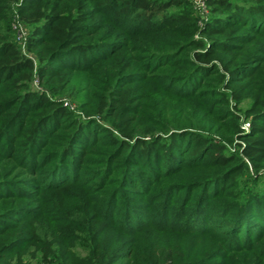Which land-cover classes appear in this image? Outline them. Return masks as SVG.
<instances>
[{
  "label": "trees",
  "instance_id": "1",
  "mask_svg": "<svg viewBox=\"0 0 264 264\" xmlns=\"http://www.w3.org/2000/svg\"><path fill=\"white\" fill-rule=\"evenodd\" d=\"M12 1L0 264H264V0H21L24 50Z\"/></svg>",
  "mask_w": 264,
  "mask_h": 264
},
{
  "label": "rangeland",
  "instance_id": "2",
  "mask_svg": "<svg viewBox=\"0 0 264 264\" xmlns=\"http://www.w3.org/2000/svg\"><path fill=\"white\" fill-rule=\"evenodd\" d=\"M191 7L192 11L194 12L195 16L197 17V25H198V29L201 28L206 21L208 20V15H209V9L207 8V11L203 14H201L198 9L195 7V5L193 3H191L188 0H185ZM21 0L18 1H12L9 3L10 5V11H9V18H8V28L10 33L12 34L13 40L20 45L21 49L24 50V38H25V33H26V28L23 26L20 17L18 15V7L20 6ZM199 31V30H198ZM200 32V31H199ZM196 33L194 35V39H200L201 36L200 34ZM35 85V84H34ZM38 89L35 86V90ZM65 106L68 107V109H70L72 112H74L75 114H79V111H77V107H76V102L70 99H67ZM248 106V103L245 102L242 105H240V125L241 128L247 132L248 128H249V124L248 121L242 116V110L246 109V107ZM235 142H238V140H235ZM239 144H241V141L239 142ZM230 152L234 153L237 149L236 146L234 147L233 144H231L230 146H228ZM238 153V152H237ZM244 162L246 163L247 166V173H245L243 176H240L237 179V183L238 186L240 187V189L243 191L245 190H249V192H255V190H264V169H260L257 173H255V171L252 169L251 164L244 159ZM251 177V178H250ZM255 180H258V182L255 183ZM254 181V182H253ZM135 202L136 204H140L141 201L138 198H135ZM138 202V203H137ZM206 241L203 243V247L208 248L209 246H213L215 245V241H211L210 239H205ZM184 241V245H191L192 243H194V240H183ZM214 242V243H212ZM216 246V245H215ZM233 257H235V255L230 256L229 259H231V261H238L239 259H234ZM25 264H36V260H30V259H25L24 261Z\"/></svg>",
  "mask_w": 264,
  "mask_h": 264
},
{
  "label": "built area",
  "instance_id": "3",
  "mask_svg": "<svg viewBox=\"0 0 264 264\" xmlns=\"http://www.w3.org/2000/svg\"><path fill=\"white\" fill-rule=\"evenodd\" d=\"M188 1L193 3L201 14H203L207 11L206 0H188Z\"/></svg>",
  "mask_w": 264,
  "mask_h": 264
}]
</instances>
